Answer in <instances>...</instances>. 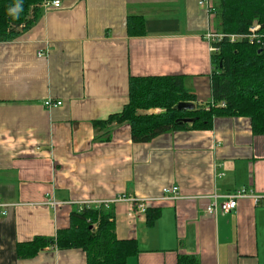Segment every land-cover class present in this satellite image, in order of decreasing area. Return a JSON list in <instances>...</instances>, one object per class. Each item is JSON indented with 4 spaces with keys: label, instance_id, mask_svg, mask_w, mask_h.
<instances>
[{
    "label": "crops",
    "instance_id": "0c3cea01",
    "mask_svg": "<svg viewBox=\"0 0 264 264\" xmlns=\"http://www.w3.org/2000/svg\"><path fill=\"white\" fill-rule=\"evenodd\" d=\"M60 1L0 42V264H86L77 249L19 260L15 246L68 228L71 201L119 197L153 200L147 211L157 212L147 225L132 203L110 205L116 238L137 243L126 264H177L180 256L264 264V135L252 134L249 119L216 118L210 130L147 144L114 125L109 142L94 141L92 122L121 112L130 77L182 76L197 104L210 101L203 34L214 31V15L200 0ZM206 1L213 8L218 0ZM128 16L144 19V36H128ZM47 100L62 105L48 110ZM169 187H178V200L161 199ZM240 190L261 198L238 200L229 214L206 213L212 194L219 204Z\"/></svg>",
    "mask_w": 264,
    "mask_h": 264
},
{
    "label": "trees",
    "instance_id": "16d2710c",
    "mask_svg": "<svg viewBox=\"0 0 264 264\" xmlns=\"http://www.w3.org/2000/svg\"><path fill=\"white\" fill-rule=\"evenodd\" d=\"M42 0H21L22 10L13 19L8 10L17 0H0V42L14 39L31 28L41 14ZM216 15L214 31L222 34H246L253 21L264 32V0H218L211 10ZM127 34L144 36V19L127 17ZM219 52L211 54L210 101L196 103L195 95L185 87L184 77L129 78L128 102L120 113L106 120L93 121L94 141L106 143L111 139L114 125H127L134 144H147L154 138L180 130L205 131L212 128L216 118H247L253 135H264V47L246 41L234 44L225 39L218 44ZM179 103H191L192 111H179ZM159 109L160 114L149 113ZM183 119H193L184 124ZM156 211L146 212V224L151 225ZM111 207H77L69 217V226L58 230L54 237H34L15 246L19 260L31 259L46 248L77 249L85 254L86 264H126L135 257V240H119L114 233ZM177 264H198L194 257L180 256Z\"/></svg>",
    "mask_w": 264,
    "mask_h": 264
},
{
    "label": "built area",
    "instance_id": "2783aa9c",
    "mask_svg": "<svg viewBox=\"0 0 264 264\" xmlns=\"http://www.w3.org/2000/svg\"><path fill=\"white\" fill-rule=\"evenodd\" d=\"M198 5L200 7L207 6L208 12L211 13L212 8L209 7L206 0H200L198 2ZM61 7V1L60 0H42L40 8L44 11L47 10H57ZM228 41L230 44L238 43L246 41L249 45H256L259 48L264 47V32L261 31V25L257 21H253L252 25L248 29V32L246 34H222L217 33L212 30H208L203 34V40L208 44V49L210 51V54H216L219 52L218 44L223 42V40ZM42 53L38 55V57H42ZM62 105L61 102H54L52 100H47L43 103V106L45 109H52L57 108ZM179 197V189L178 187H169L165 188L162 191V200L165 201H176ZM213 201L212 203L208 204V206L205 208V211L208 215H214L216 211H219L221 214H229L233 212L237 207L238 200L244 199V198H250L254 202H257L261 197L252 195L251 193H247L245 190H240L235 193L226 195L222 197V201L219 204H216V199L218 196L215 194H212L210 197ZM264 198V197H263ZM120 201H128L133 204L134 211L136 213H146L148 209V205L152 203L153 200H146V199H126L124 197H119L114 200L110 201H103V202H90V201H71L69 204L71 206L77 207L79 211H81L84 207L89 206H100L103 209L107 210L110 208V205L120 202ZM46 205L55 208L58 206V204L54 200H48L46 202ZM3 207V206H0ZM5 212H2V215H4Z\"/></svg>",
    "mask_w": 264,
    "mask_h": 264
},
{
    "label": "water",
    "instance_id": "95a60500",
    "mask_svg": "<svg viewBox=\"0 0 264 264\" xmlns=\"http://www.w3.org/2000/svg\"><path fill=\"white\" fill-rule=\"evenodd\" d=\"M176 109L179 110V111H192L194 110V105L191 104V103H179L177 106H176ZM182 123L184 124H191L193 123V119H183L181 120Z\"/></svg>",
    "mask_w": 264,
    "mask_h": 264
},
{
    "label": "clouds",
    "instance_id": "9594fccd",
    "mask_svg": "<svg viewBox=\"0 0 264 264\" xmlns=\"http://www.w3.org/2000/svg\"><path fill=\"white\" fill-rule=\"evenodd\" d=\"M21 10V0H17V3L12 8H10L8 12L13 19H16Z\"/></svg>",
    "mask_w": 264,
    "mask_h": 264
},
{
    "label": "rangeland",
    "instance_id": "374dc122",
    "mask_svg": "<svg viewBox=\"0 0 264 264\" xmlns=\"http://www.w3.org/2000/svg\"><path fill=\"white\" fill-rule=\"evenodd\" d=\"M216 5H217V3H216ZM216 17V15H214V18ZM215 24H216V18H215V22H214V25L213 26H215ZM152 112V114H160L162 111L161 110H159V109H152L151 110Z\"/></svg>",
    "mask_w": 264,
    "mask_h": 264
}]
</instances>
